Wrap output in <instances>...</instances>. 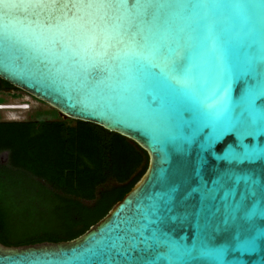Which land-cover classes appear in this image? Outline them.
Instances as JSON below:
<instances>
[{
    "label": "water",
    "instance_id": "obj_1",
    "mask_svg": "<svg viewBox=\"0 0 264 264\" xmlns=\"http://www.w3.org/2000/svg\"><path fill=\"white\" fill-rule=\"evenodd\" d=\"M148 2L0 0V78L67 118L130 139L149 157L142 178L85 233L0 242V264H264L258 202L218 197L201 213L194 196L186 217L183 209L165 210L174 184L207 181L211 189L219 175L259 176L264 168L242 159L264 146V131L250 126L264 105H252L264 91V0H151L172 7L153 8L157 19L140 23ZM129 24L149 46L186 55L199 80L194 98L181 97L159 67L135 66ZM205 95L214 100L210 109L197 103ZM133 237L140 243L128 248Z\"/></svg>",
    "mask_w": 264,
    "mask_h": 264
},
{
    "label": "trees",
    "instance_id": "obj_2",
    "mask_svg": "<svg viewBox=\"0 0 264 264\" xmlns=\"http://www.w3.org/2000/svg\"><path fill=\"white\" fill-rule=\"evenodd\" d=\"M17 89L0 78V91ZM0 102H4L0 98ZM0 242L72 240L102 219L142 178L145 150L73 119L0 121Z\"/></svg>",
    "mask_w": 264,
    "mask_h": 264
},
{
    "label": "snow or ice",
    "instance_id": "obj_3",
    "mask_svg": "<svg viewBox=\"0 0 264 264\" xmlns=\"http://www.w3.org/2000/svg\"><path fill=\"white\" fill-rule=\"evenodd\" d=\"M13 7H16V5H13ZM169 7H172V5L165 3L153 4L151 0H149V2L143 6V14L139 17V22L150 24L157 19V13L152 11L153 8L162 10ZM181 7L187 8L188 5H181ZM127 35L138 48L134 60V64L138 69H142L145 63L150 64L154 68L159 67L162 72H166L172 88L179 93L181 97L188 99L194 98V89L199 86V80L190 70L186 55L173 53L164 43L149 46L147 36L141 34L134 24H129ZM149 57L152 59H149ZM153 60L159 63H153ZM261 69V75H264V64L261 65ZM256 101H264V91H261L259 96L252 101L253 108L256 107ZM197 103L204 109H210L214 104V100L211 96L205 95L203 98L198 99ZM260 113L259 121H252L250 126L253 129L259 127L261 131H264V105H261ZM249 134L251 135V133ZM242 159L253 163H264V146L252 151H246ZM194 196L200 197L198 200L200 207L197 210L201 213H204L211 207L212 202L218 197L221 198L222 202L227 201L234 205L236 203V197L239 196L242 197L240 200L241 206H245L249 201H252L254 203L258 202L260 206L264 208V168L261 169L259 176L255 173L219 175L216 178V183L211 189L208 188L207 181H204L203 187L198 184L194 187L189 186L182 188V184H174L168 198V203L171 207L169 208L165 205V210L172 211L174 209H183L186 217L192 210L190 202ZM159 210L160 208L157 207L156 211ZM230 218V216L226 217L224 220L220 221V223H226ZM205 223H209L207 218ZM132 240L133 243L129 244L128 248L138 246L140 243L135 237H133ZM121 250L123 254H127L128 249L123 248V246H121V249H118V254H121ZM221 264H224L223 260H221Z\"/></svg>",
    "mask_w": 264,
    "mask_h": 264
},
{
    "label": "rangeland",
    "instance_id": "obj_4",
    "mask_svg": "<svg viewBox=\"0 0 264 264\" xmlns=\"http://www.w3.org/2000/svg\"><path fill=\"white\" fill-rule=\"evenodd\" d=\"M0 98L4 99V102H0V104L4 106H20L21 104H24L23 106L28 105V108L26 107V109L14 107L0 108V121L68 119L47 103L34 98L18 88L0 91ZM0 161L2 163L8 161L7 152L0 153Z\"/></svg>",
    "mask_w": 264,
    "mask_h": 264
},
{
    "label": "bare ground",
    "instance_id": "obj_5",
    "mask_svg": "<svg viewBox=\"0 0 264 264\" xmlns=\"http://www.w3.org/2000/svg\"><path fill=\"white\" fill-rule=\"evenodd\" d=\"M1 106H0V108H7V107H10V108H22V109H24V108H26V107H23V106H4V105H2V104H0ZM6 110V109H5ZM11 110V109H10Z\"/></svg>",
    "mask_w": 264,
    "mask_h": 264
},
{
    "label": "built area",
    "instance_id": "obj_6",
    "mask_svg": "<svg viewBox=\"0 0 264 264\" xmlns=\"http://www.w3.org/2000/svg\"><path fill=\"white\" fill-rule=\"evenodd\" d=\"M24 104H21L20 106H23ZM23 107H27L28 108V105H25V106H23ZM24 109H26V108H24Z\"/></svg>",
    "mask_w": 264,
    "mask_h": 264
}]
</instances>
